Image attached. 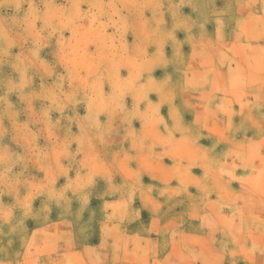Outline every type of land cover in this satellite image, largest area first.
I'll list each match as a JSON object with an SVG mask.
<instances>
[{
  "label": "rangeland",
  "instance_id": "1",
  "mask_svg": "<svg viewBox=\"0 0 264 264\" xmlns=\"http://www.w3.org/2000/svg\"><path fill=\"white\" fill-rule=\"evenodd\" d=\"M0 264H264V0H0Z\"/></svg>",
  "mask_w": 264,
  "mask_h": 264
}]
</instances>
